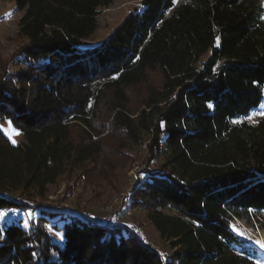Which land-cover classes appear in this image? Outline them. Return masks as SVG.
I'll list each match as a JSON object with an SVG mask.
<instances>
[{
  "label": "trees",
  "instance_id": "obj_1",
  "mask_svg": "<svg viewBox=\"0 0 264 264\" xmlns=\"http://www.w3.org/2000/svg\"><path fill=\"white\" fill-rule=\"evenodd\" d=\"M2 1L22 14L21 42L0 57V125L22 140L0 127V210H29L9 196L43 197L64 174L96 197L117 191L133 145L144 176L129 208L147 212L170 253L36 203L26 226L0 229V264H257L231 223L264 214V114L245 120L264 101L260 0H141L84 51L113 0Z\"/></svg>",
  "mask_w": 264,
  "mask_h": 264
},
{
  "label": "rangeland",
  "instance_id": "obj_2",
  "mask_svg": "<svg viewBox=\"0 0 264 264\" xmlns=\"http://www.w3.org/2000/svg\"><path fill=\"white\" fill-rule=\"evenodd\" d=\"M180 1L174 0V4H178ZM140 2L141 0H113L109 6L100 8L97 16L96 30L89 38L79 40L77 49L84 51L97 47L136 6H140ZM21 14L22 12L17 13L13 10V4L11 2L0 0V57L3 60H7L21 42L16 34L17 21ZM207 57L208 53L203 56L202 61L206 60ZM10 70H13L12 66H10ZM263 114L264 101L248 116L246 121L253 122ZM0 127L12 143L22 140L21 134L14 130L9 123L4 122ZM127 148L135 160L127 170L120 174L117 182V191H107L101 197H96L92 189L81 183V180L70 178L64 174L57 179L55 184L49 186L47 193L43 197L34 195L31 198H20L13 194L10 195L9 198L14 201L19 202L23 199L24 202H27L29 210H0V212L7 213L3 219H0V229H2L3 224L17 219H22L24 226H26L31 215L38 208L35 205L36 203L53 205L58 207L63 213H72L76 216L84 217L87 220L90 219L92 223L106 225L104 223V215L106 212L102 208L115 206L113 204L115 198H118L120 202L124 200L126 195H130L131 187L137 179L144 176L140 174V171L144 167L143 158L145 151L133 145H129ZM157 170L158 164H152L151 171L154 172ZM96 182H99V180H96ZM249 213V224L234 219L231 223V230L245 241V245L254 253L256 263L264 264V248H261L256 243L257 241L264 242V214L258 216L253 211ZM146 216L147 212L145 210L140 208L130 209L128 207V210L123 215L120 226L135 232L141 240L148 243L151 248L157 250L161 255L170 253L167 242L158 236V233L149 223ZM50 235L54 240H60V234L50 231Z\"/></svg>",
  "mask_w": 264,
  "mask_h": 264
},
{
  "label": "built area",
  "instance_id": "obj_3",
  "mask_svg": "<svg viewBox=\"0 0 264 264\" xmlns=\"http://www.w3.org/2000/svg\"><path fill=\"white\" fill-rule=\"evenodd\" d=\"M248 116L245 118V120L248 118ZM125 197L126 198H124V200H122L121 202L119 201L118 198H115L113 201V204L115 206H106L102 208V210L106 212V214L104 215L105 224H110V225H120L121 224L123 220V215L128 210L129 203H130V195L128 194Z\"/></svg>",
  "mask_w": 264,
  "mask_h": 264
},
{
  "label": "snow or ice",
  "instance_id": "obj_4",
  "mask_svg": "<svg viewBox=\"0 0 264 264\" xmlns=\"http://www.w3.org/2000/svg\"><path fill=\"white\" fill-rule=\"evenodd\" d=\"M260 2L262 5H264V0H260ZM261 19H264V17H261ZM163 126H164L163 122H161V127H163ZM6 215H7V213L0 212V219H3ZM256 243H258L261 248H264V242L257 241Z\"/></svg>",
  "mask_w": 264,
  "mask_h": 264
}]
</instances>
